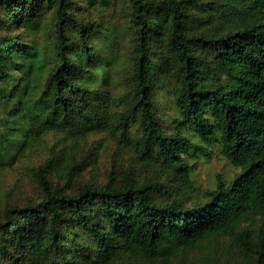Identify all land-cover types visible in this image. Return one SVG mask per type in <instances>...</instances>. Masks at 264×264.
<instances>
[{
    "label": "trees",
    "instance_id": "trees-1",
    "mask_svg": "<svg viewBox=\"0 0 264 264\" xmlns=\"http://www.w3.org/2000/svg\"><path fill=\"white\" fill-rule=\"evenodd\" d=\"M109 1L0 0V170L47 133L76 144L106 131L185 189L214 154L236 172L195 197L129 171L69 190L46 178L48 158L40 198L0 212V264H179L220 235L264 264V0H131L121 96L122 30L98 11Z\"/></svg>",
    "mask_w": 264,
    "mask_h": 264
},
{
    "label": "rangeland",
    "instance_id": "rangeland-1",
    "mask_svg": "<svg viewBox=\"0 0 264 264\" xmlns=\"http://www.w3.org/2000/svg\"><path fill=\"white\" fill-rule=\"evenodd\" d=\"M80 7L86 6L81 2ZM131 0H110L107 8H99L104 13L106 26L116 24L122 30L120 33V68L112 69L111 75L115 80L113 94L121 96L131 86L132 59L130 55L131 33L127 29L126 21L130 12ZM96 17V14H94ZM52 12L47 11L40 26V39L45 34H52ZM104 26V27H106ZM100 30L105 31L104 28ZM169 111V110H168ZM170 112V111H169ZM55 161L54 168L46 173L50 183L67 184L69 190L81 186L86 182L102 183L109 172L129 171L136 179L143 180L153 175L164 180L167 188L178 186L176 193L184 196L200 195L203 191L213 188L218 178L230 180L236 169L218 154L210 158L201 159L196 163L191 179L194 190L183 188L172 176L141 164L134 148L122 139L121 136L106 131L91 134L82 142L74 141L64 134L47 133L39 144L34 146L25 157L11 167L0 170V212L7 205L24 204L27 201H37L41 189L37 180L36 170L43 165L46 159ZM69 172L73 175L68 178ZM159 174V176H158ZM195 197V196H194ZM261 220L253 219L242 227L255 229ZM179 264H251L241 257L237 250L229 243L226 235H220L202 251H196L192 258H186Z\"/></svg>",
    "mask_w": 264,
    "mask_h": 264
}]
</instances>
